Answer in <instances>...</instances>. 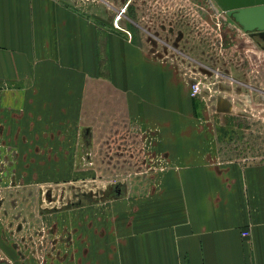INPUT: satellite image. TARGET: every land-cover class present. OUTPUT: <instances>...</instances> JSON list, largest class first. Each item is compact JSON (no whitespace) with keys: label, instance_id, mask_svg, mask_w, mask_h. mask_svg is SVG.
<instances>
[{"label":"crops","instance_id":"crops-1","mask_svg":"<svg viewBox=\"0 0 264 264\" xmlns=\"http://www.w3.org/2000/svg\"><path fill=\"white\" fill-rule=\"evenodd\" d=\"M113 25L71 0H0V148L17 165L4 169L135 172L139 143L145 170L163 171L134 201L152 225L147 258L92 264H264V160H222L176 65L153 58L147 34Z\"/></svg>","mask_w":264,"mask_h":264},{"label":"rangeland","instance_id":"rangeland-1","mask_svg":"<svg viewBox=\"0 0 264 264\" xmlns=\"http://www.w3.org/2000/svg\"><path fill=\"white\" fill-rule=\"evenodd\" d=\"M125 1L71 0L89 19L95 15L115 29L116 10ZM135 15L152 37L146 45L153 58L175 64L188 87L199 83L200 93L189 95L201 103L216 133L220 158L264 160V33L243 31L215 0H129L119 24L144 35L131 20ZM14 150L3 156L0 148V258L7 264L147 258L144 245L152 225L145 221L143 205L134 201L143 204L148 175L158 174L156 189L163 171L145 170L139 143L132 157L137 171H94L92 155L89 171L72 180L55 172L14 170L16 158L8 156ZM8 163L14 169L2 171ZM117 183L128 186L125 197H113L109 187ZM133 196L143 198L130 200Z\"/></svg>","mask_w":264,"mask_h":264},{"label":"water","instance_id":"water-1","mask_svg":"<svg viewBox=\"0 0 264 264\" xmlns=\"http://www.w3.org/2000/svg\"><path fill=\"white\" fill-rule=\"evenodd\" d=\"M215 2L220 5L225 16L243 31L264 33V0H215Z\"/></svg>","mask_w":264,"mask_h":264},{"label":"flooded vegetation","instance_id":"flooded-vegetation-1","mask_svg":"<svg viewBox=\"0 0 264 264\" xmlns=\"http://www.w3.org/2000/svg\"><path fill=\"white\" fill-rule=\"evenodd\" d=\"M106 0H104V3H106L105 2ZM123 4H125L124 6H123V8H121L120 10L122 11L121 13H124L125 11H126V9H127V7H128V5H129V0H126ZM107 5H109V4H107ZM121 13H116V16L118 15V14H121ZM119 16V18H118V23H120V19H121V15H118ZM133 22L135 23V24H137V25H139V23L136 21V20H133ZM139 27L143 30V31H145L146 32V34L148 35V37L150 38V39H152V37L149 35V33H148V31L145 29V28H143L141 25H139ZM263 36V38H264V35H262ZM156 37V36H155ZM179 52V51H178ZM181 53V52H180ZM182 54H184V53H182ZM186 56V55H185ZM187 57H189V56H187ZM191 58V57H190ZM214 70H217V69H213V71ZM258 90V89H257ZM8 167L7 168H5V169H3L2 171H6V172H8ZM12 170V169H11ZM110 187H113L112 188V191H116L117 189H119V187H120V185L119 184H114V185H111ZM110 187H109V189H110ZM4 214H1V216H3ZM11 215H12V213H11ZM14 215V214H13ZM15 215H17V214H15ZM18 224H21V222H18L17 223V226H18ZM0 264H7L5 261H4V259L3 258H0Z\"/></svg>","mask_w":264,"mask_h":264},{"label":"built area","instance_id":"built-area-1","mask_svg":"<svg viewBox=\"0 0 264 264\" xmlns=\"http://www.w3.org/2000/svg\"><path fill=\"white\" fill-rule=\"evenodd\" d=\"M119 11H116V13H121L122 11L120 10V8H118ZM123 14V13H122ZM121 14V15H122ZM201 91V87L199 85V83L197 81L195 82H191L190 86H189V94L191 96H196L198 93H200ZM244 235L247 234V231L243 232Z\"/></svg>","mask_w":264,"mask_h":264},{"label":"bare ground","instance_id":"bare-ground-1","mask_svg":"<svg viewBox=\"0 0 264 264\" xmlns=\"http://www.w3.org/2000/svg\"><path fill=\"white\" fill-rule=\"evenodd\" d=\"M121 14H122V13H121ZM121 14H120V15H121Z\"/></svg>","mask_w":264,"mask_h":264}]
</instances>
